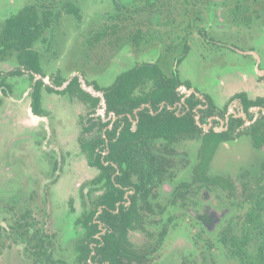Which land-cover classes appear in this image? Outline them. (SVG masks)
I'll return each mask as SVG.
<instances>
[{
  "label": "flooded vegetation",
  "instance_id": "af4514ba",
  "mask_svg": "<svg viewBox=\"0 0 264 264\" xmlns=\"http://www.w3.org/2000/svg\"><path fill=\"white\" fill-rule=\"evenodd\" d=\"M111 1L115 11L110 17L118 21L107 25V30L103 28L87 37L86 50L108 35L106 45H116L123 37L127 40L130 38L129 41L136 48L150 41L142 26L135 27V20L128 21L127 4L133 8L132 12L136 9L153 16L156 23H163L160 16L165 14L169 30L165 50L158 52L155 60L145 59L134 63L115 77L136 66L154 64L164 76L175 80L174 100H161L158 103L142 101L133 106L131 112L116 113L108 108L104 96L115 77L105 86L88 80L78 70L68 77H63L59 72L52 77L46 76L42 70V51L35 46L48 42L47 32L52 36V27L58 22L61 11L55 6L35 3L39 10L51 11L41 36L32 45L42 73L25 69L17 61L15 51H11L2 57L15 54L18 67L7 74L21 76L24 72L28 73L27 80L31 81L27 88L29 112L32 115L54 122L61 121V113L68 116L71 133L76 131V151L85 160V167L94 171L91 177L75 183L79 211L76 213L72 200H69L72 215L63 219L62 232L48 233L27 212L7 226L14 234L15 242L23 245L22 256L32 264H157L158 255L166 247L169 248L165 259L173 257L170 252L175 246L183 251V239L187 236L195 247L203 243L210 251L216 243L226 248L219 239L220 234H258L243 226V218L254 199L264 197L261 190L264 188V100L259 102L260 98L264 99V90L239 89L231 85L228 78L222 79V74L234 72L235 69L227 70L216 75L219 98L223 99L219 102L210 92H199L179 69L181 63L192 54L199 60L197 71L207 66L208 58L217 60V56L222 57L217 51L205 49L207 37L214 43L216 35L213 29L235 30L237 8L244 3L247 2V8L243 9L241 15L246 16L251 24L264 26V0ZM259 1V5H255ZM69 4L77 8L76 13L69 9ZM64 8L80 19L79 7L72 1H66ZM118 22H122L119 27ZM138 24L143 25L140 21ZM205 25H209V34ZM157 44L159 46V41ZM239 51L243 57L253 60L252 75L264 85V55L252 46ZM46 77L50 78L48 83ZM37 80L41 81V115L32 113L30 106L31 93ZM145 82L133 89L135 94L151 90V80ZM2 86H6L3 78L0 80ZM42 87L46 91L45 99ZM239 94H243L251 104L246 105ZM51 98H55L57 104L47 101ZM62 98L64 105L58 107ZM91 99H96V102ZM139 112L159 116L161 122L170 120L171 127L167 129L171 134L169 138L159 134L149 139L151 142L146 159H153L150 165L128 166L123 159L126 152L121 148L111 152L110 141L116 140L126 127L127 120L129 130L137 131L141 123ZM186 119H191L197 126L193 132L186 131ZM211 130L221 133L223 138L217 142L204 166L202 162L206 156H203L202 136ZM188 141L198 143L193 152L185 146ZM88 144L94 146V163L90 162ZM222 146L225 149H221ZM113 155L121 161L115 160ZM97 156L103 166L95 163ZM212 159L217 162L216 170L225 171L212 174ZM244 207L247 210L242 216H230ZM260 216L263 217V213ZM221 224L215 242H208L205 235L214 233L216 226ZM248 242L253 245L254 237ZM55 243L64 244L65 249L59 246L55 248ZM167 264L171 263L168 261Z\"/></svg>",
  "mask_w": 264,
  "mask_h": 264
},
{
  "label": "rangeland",
  "instance_id": "374dc122",
  "mask_svg": "<svg viewBox=\"0 0 264 264\" xmlns=\"http://www.w3.org/2000/svg\"><path fill=\"white\" fill-rule=\"evenodd\" d=\"M66 1H72L79 7L80 19L66 12L64 8ZM33 2L55 6L61 11L58 22L52 27V36L47 32L48 42L35 46L42 51V70L46 76L52 77L59 72L63 77H68L73 71L78 70L88 80L106 86L117 73L128 66L145 59L155 60L158 52H163L168 45L166 15L160 16L163 23H156L153 16L136 9L132 12L133 8L127 4L128 21L135 20V27L142 26L143 31L148 33L150 41L136 48L129 41L130 38L127 40L123 37L116 45H106L105 40L110 36L105 35L106 37L99 39L86 50L87 37L118 21L110 17L115 11L111 0H0V29L4 26L5 18ZM260 2L255 5H259ZM246 3L237 8L235 30L229 32L228 28V31L213 29L216 35L214 43L207 37L205 49L217 51V54L222 55L221 58L220 56L216 57L217 60L208 58L207 66L197 71L196 65L199 60L192 54V57L181 63L179 69L199 92L208 91L219 102L223 99L219 98L218 94L216 77L218 73L240 69L249 75L253 74L251 68L253 60L243 57L239 49L252 46L264 55V26L259 23L251 24L246 16L241 15L243 9L247 8ZM135 4L138 5L137 2ZM138 21L143 25H139ZM121 23L118 22L117 27ZM208 26L205 25L204 28L209 34ZM17 67L15 54L0 57V80L3 78L6 83V86L0 87V264H32L22 256L23 245L15 242V236L7 226L13 220L20 219L22 213L27 212L28 215H33L35 222L42 224L48 233L62 232L63 219L72 215L69 200H72L76 213L79 211L75 183L91 177L94 171L85 167V160L76 151V131L73 130L71 133L68 116L61 113L59 116L61 121L54 122L42 120L29 112L27 88L31 81L27 80L28 73L24 72L21 76L7 74ZM46 78L48 83L50 78ZM230 84L240 86L236 78L231 79ZM42 91L45 99L46 91L43 87ZM54 99L47 101L57 104ZM58 104V107L64 105L63 98ZM54 118L56 119V116ZM185 146L188 151L193 152L197 149L198 143L188 141L185 142ZM221 149L225 147L222 146ZM212 160L210 168L212 174L225 171L216 170L217 162ZM246 210V207L235 210L236 212L230 216H242ZM222 224L216 226L214 233L205 235L208 242H215ZM58 246L65 249L62 243H55V248ZM168 248L160 252L157 264L161 262L167 264L168 261L171 264L240 263L237 258L227 253L225 247L216 243L207 251L203 243L202 246L195 247L188 236L183 239L184 250L180 251L175 246L170 252L173 257L165 259ZM248 250V253H254V244L251 243ZM65 253L67 256V252Z\"/></svg>",
  "mask_w": 264,
  "mask_h": 264
},
{
  "label": "trees",
  "instance_id": "16d2710c",
  "mask_svg": "<svg viewBox=\"0 0 264 264\" xmlns=\"http://www.w3.org/2000/svg\"><path fill=\"white\" fill-rule=\"evenodd\" d=\"M69 9L74 13L77 12V8L70 4ZM50 14L51 11L39 10L37 4L31 3L23 6L16 14L5 18L4 26L0 29V57L8 52L15 51L17 61L22 64L25 69L42 73L37 63V52L32 49V45L41 36ZM147 80H151L152 82L151 90L135 94L133 89L144 85ZM174 81V79L164 76L154 64L136 66L115 77L113 83L105 90L104 96L106 104L109 109L114 110L116 113H125L131 112L132 107L138 105L142 101L158 103L161 100H166L172 102L175 97L173 90L175 86ZM40 85L41 81L37 80L34 83V89L31 93V111L36 115L42 114L39 103ZM239 96L242 97L246 105L251 104L244 98L243 94H239ZM91 100L96 102V99ZM263 100L264 99L260 98L259 102ZM207 112H210V110ZM139 114L141 123L137 131L131 132L129 130L128 125L130 124L127 120L126 127L121 130L116 140L110 141L111 152L119 148L126 152L123 159L128 166L150 165L153 159H146V155H149L147 152L151 142L149 139L159 134L169 138L171 134L167 129L171 127L170 120L161 122L158 120L159 116L142 115L141 112H139ZM125 119H127L126 116ZM177 123H179V120ZM185 123L186 131L193 132L197 128L191 119H186ZM141 135L143 136L139 138ZM221 138H223L221 133L212 130L202 136L203 156H206L202 165H207L211 152ZM88 148L91 153L90 162L94 163V159L92 158L94 146L88 144ZM113 158L117 161H121V159L114 155ZM95 163L103 166L98 156L95 158ZM261 190L264 193V188ZM254 201L255 202H252L250 209L243 218V226L252 232H258V234L235 236L234 233H229V235H219V239L224 246H226L229 254L238 258L239 264H264V197L258 200L254 199ZM262 213L263 217L260 216ZM252 237H254L255 252L248 253V246L250 245L248 240L252 239ZM118 241L120 242V239H118ZM123 241L124 239L122 242Z\"/></svg>",
  "mask_w": 264,
  "mask_h": 264
},
{
  "label": "crops",
  "instance_id": "0c3cea01",
  "mask_svg": "<svg viewBox=\"0 0 264 264\" xmlns=\"http://www.w3.org/2000/svg\"><path fill=\"white\" fill-rule=\"evenodd\" d=\"M239 70V71H238ZM236 69L234 72H229V73H223L222 74V79L228 78L230 81L233 78H236L240 82V86L238 87L239 89H262L264 90V85L256 81V77L253 76L252 74H247L246 72L241 71L240 69ZM257 85L260 87H257Z\"/></svg>",
  "mask_w": 264,
  "mask_h": 264
}]
</instances>
